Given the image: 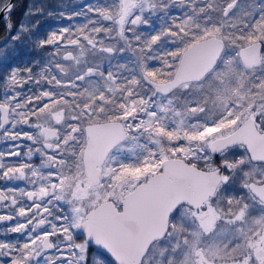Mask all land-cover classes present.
Returning <instances> with one entry per match:
<instances>
[{
    "label": "snow or ice",
    "instance_id": "6c2138e0",
    "mask_svg": "<svg viewBox=\"0 0 264 264\" xmlns=\"http://www.w3.org/2000/svg\"><path fill=\"white\" fill-rule=\"evenodd\" d=\"M0 14V58L35 53L0 70V264H149L158 247L156 264H180L190 242L201 264H264V0H0ZM49 18L64 23L45 32ZM205 85L232 99L189 118ZM156 196L164 230L135 259Z\"/></svg>",
    "mask_w": 264,
    "mask_h": 264
},
{
    "label": "rangeland",
    "instance_id": "374dc122",
    "mask_svg": "<svg viewBox=\"0 0 264 264\" xmlns=\"http://www.w3.org/2000/svg\"><path fill=\"white\" fill-rule=\"evenodd\" d=\"M223 2H224V0H214V3H216L218 6L222 5ZM233 71L236 72L237 76L243 77L244 81L251 79V76L249 74H246V73H244L240 70H236V69H233ZM259 71L260 70H256L255 73H253V74L259 73ZM220 75H226V74H220ZM220 75H218L216 78L219 79ZM205 87L209 88V85H205ZM225 87H228V85L225 84ZM192 90H193V92H198L200 89H199V86H195V87H192ZM209 90L212 92V95L210 96L211 100L208 101L207 103H208L209 109L210 110L212 109L211 116L214 118L216 115L219 114V112L221 110V101H223V103H225V104L229 103L230 100L232 99V97L223 95L222 92H219L215 88H209ZM249 175H251V173H249ZM234 187H237L236 189L240 190L239 183L234 184L232 186V188H234ZM117 192H119V189H117ZM232 193L234 195H241L235 190ZM242 195H245V194L242 193ZM258 207H260L258 204H256L254 207H252V214L254 216H260L261 215L260 211L258 210L259 209ZM233 210H235V209H233ZM178 228H179V226H178ZM179 230H183V229H179ZM190 248H191V251L185 253V258H184V260L180 261V264H201V262L204 260V257H205L204 252L195 248L194 245L191 244V242H190ZM159 250L160 249L158 247L156 250V255L149 262V264H156V261L158 259ZM234 254L238 255L239 253L237 252ZM208 255L211 256L212 253H208ZM209 264H210V262H209Z\"/></svg>",
    "mask_w": 264,
    "mask_h": 264
},
{
    "label": "water",
    "instance_id": "95a60500",
    "mask_svg": "<svg viewBox=\"0 0 264 264\" xmlns=\"http://www.w3.org/2000/svg\"><path fill=\"white\" fill-rule=\"evenodd\" d=\"M0 19H2V14H0ZM179 179L175 185L177 189H190L192 191L195 190L196 183L195 180L191 177L183 176L182 174H178ZM162 200L161 196H156L153 200V203L149 206L147 215H146V224L148 225L143 232H138L131 241L133 243V249L135 255H140L144 251H147V247L153 240V238L158 237L163 232V226L159 223L152 224V219L156 210V207ZM149 232V233H148ZM144 233V234H143ZM142 238V239H140ZM147 243V244H146ZM147 245V246H146Z\"/></svg>",
    "mask_w": 264,
    "mask_h": 264
},
{
    "label": "trees",
    "instance_id": "16d2710c",
    "mask_svg": "<svg viewBox=\"0 0 264 264\" xmlns=\"http://www.w3.org/2000/svg\"><path fill=\"white\" fill-rule=\"evenodd\" d=\"M30 0H19V3L23 4L24 7H27L29 4ZM36 3H41V2H47V0H35ZM53 3H55V0H52ZM64 6L68 9L71 10L73 7L77 6V0H63ZM24 8L21 7L19 8L15 15L14 19L19 20L23 16ZM64 23L63 21H57L54 19H45L42 22V25L44 27L45 32H49L50 30L55 29L58 27L60 24ZM4 34V28H3V23H0V36H3ZM35 53H33L30 49L24 48L20 50L18 53L13 54L8 60H4L3 58H0V70H2L7 64L10 63H15L17 65H24L28 62H30Z\"/></svg>",
    "mask_w": 264,
    "mask_h": 264
},
{
    "label": "flooded vegetation",
    "instance_id": "af4514ba",
    "mask_svg": "<svg viewBox=\"0 0 264 264\" xmlns=\"http://www.w3.org/2000/svg\"><path fill=\"white\" fill-rule=\"evenodd\" d=\"M176 14H177V13H176ZM173 75H174V74H173ZM195 86H198V85H195V84L192 85V87H195ZM199 91H200V90H199ZM202 95H203V94H202ZM175 99H176V103H177L178 105H182V104L185 103L186 99H188V98H187V97L181 92V93H178V94H177V96L175 97ZM210 100H211V99H210V97H209V98H208V101H210ZM205 109H206V110H205L204 113H201V112H199V110H197L196 113L188 112L187 115L189 116V118H197V119H199V118H201V117H212V116H211V114H212V109H211V110L209 109L208 103L206 104ZM256 166H258V164H254V163H253V167H256ZM72 168H73V171L75 172V168H76L75 163L72 164ZM0 187H3V185L0 184ZM236 188H237V187L232 188L231 191L233 192V191L235 190V191H237L239 194L242 195L241 191H240V190H237ZM93 190L96 191V192H100L101 194H102V192H103L102 189H97V188H95V186H93Z\"/></svg>",
    "mask_w": 264,
    "mask_h": 264
}]
</instances>
